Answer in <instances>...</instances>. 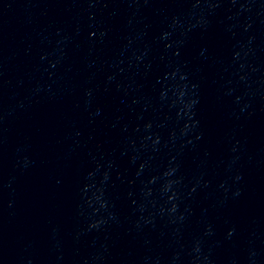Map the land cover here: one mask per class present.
Here are the masks:
<instances>
[{
    "label": "water",
    "instance_id": "95a60500",
    "mask_svg": "<svg viewBox=\"0 0 264 264\" xmlns=\"http://www.w3.org/2000/svg\"><path fill=\"white\" fill-rule=\"evenodd\" d=\"M0 264H264V0H0Z\"/></svg>",
    "mask_w": 264,
    "mask_h": 264
}]
</instances>
